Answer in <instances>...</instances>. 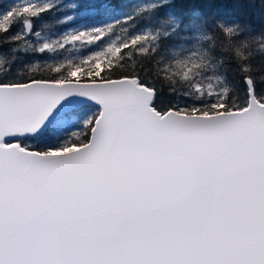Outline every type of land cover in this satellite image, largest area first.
<instances>
[{"label":"snow or ice","instance_id":"snow-or-ice-1","mask_svg":"<svg viewBox=\"0 0 264 264\" xmlns=\"http://www.w3.org/2000/svg\"><path fill=\"white\" fill-rule=\"evenodd\" d=\"M55 7L4 10L0 41L31 48L33 21ZM111 27L36 31V53L90 51L0 68V264H264V99L253 84L242 104L191 102L158 82L147 37L104 46Z\"/></svg>","mask_w":264,"mask_h":264},{"label":"trees","instance_id":"trees-1","mask_svg":"<svg viewBox=\"0 0 264 264\" xmlns=\"http://www.w3.org/2000/svg\"><path fill=\"white\" fill-rule=\"evenodd\" d=\"M26 2H51L56 7L33 21L32 34L26 37L31 48L27 42L0 41V68L11 66L27 74L35 65L76 60L90 50L66 45L39 54L35 48L43 39L34 33L41 32L51 42L68 30L104 20L112 26L104 46L135 34L147 37L142 46L150 49L153 71L161 78L158 82L173 85L191 102L207 103L218 96L242 104L253 84L257 96L264 99V0H169V6L159 12L163 0H121L110 17L81 16L83 6L92 0H0V13ZM67 15L74 19L61 23ZM22 30L18 23L13 33Z\"/></svg>","mask_w":264,"mask_h":264},{"label":"rangeland","instance_id":"rangeland-1","mask_svg":"<svg viewBox=\"0 0 264 264\" xmlns=\"http://www.w3.org/2000/svg\"><path fill=\"white\" fill-rule=\"evenodd\" d=\"M22 1H23V0H22ZM25 1H27V0H25ZM27 3H31V2H26V3H24L23 5H25V4H27ZM23 5H22V6H23ZM17 7H18V6H17Z\"/></svg>","mask_w":264,"mask_h":264}]
</instances>
